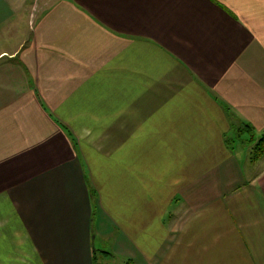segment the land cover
I'll return each mask as SVG.
<instances>
[{
    "label": "crops",
    "instance_id": "0c3cea01",
    "mask_svg": "<svg viewBox=\"0 0 264 264\" xmlns=\"http://www.w3.org/2000/svg\"><path fill=\"white\" fill-rule=\"evenodd\" d=\"M246 123L264 0H0V264H264Z\"/></svg>",
    "mask_w": 264,
    "mask_h": 264
},
{
    "label": "rangeland",
    "instance_id": "374dc122",
    "mask_svg": "<svg viewBox=\"0 0 264 264\" xmlns=\"http://www.w3.org/2000/svg\"><path fill=\"white\" fill-rule=\"evenodd\" d=\"M235 132L237 134V130H234L231 133V137L233 139H235V137H234ZM260 134L261 133H256L254 137H257ZM239 136H240V134H239ZM250 142H251V137L249 136V134H243V136L241 135L240 138L236 137V139L234 141H229V143L231 144V148L234 145L235 146L234 148L236 149L235 151L239 154L237 172H235V173H237V174L242 173L241 176H244L245 178H247V177L249 178V176H251L252 174L255 175V173H258L264 167V164H261V162L264 160V156H262L263 158L261 157L262 159L259 158L258 160H255V161L251 160L250 145H252V144H249ZM223 176H225V178L223 179L224 184H225V182H228L230 184L234 180V177H232L233 175H229V173L223 174ZM253 181H254L255 191H252L249 193L246 192L248 199H249V203H250V206L254 207V206L258 205L262 209V206H264V172L261 174V176H259L258 178H256ZM193 183H194V181H193ZM193 183H191V184L193 185ZM257 193H258V195H257ZM252 195H254V201L252 200V197H251ZM162 197H163V199H165V196H162ZM213 198H215V197H212V198L211 197H205V199H206L205 208L207 207L208 203L209 204L211 203ZM217 198H219V197L216 196V199ZM94 200H95V198H94ZM239 201H240V199H239ZM239 201H237V203H244V202H239ZM201 207H203V205H201V204L197 205L195 210L198 211ZM201 209H203V208H201ZM192 210H194V208L189 209V212H188V210H186L182 214L183 219L186 218L188 215H190V217H191L193 215V212H191ZM98 242L100 243L99 237H97L96 241H95V246L98 248L93 247L92 253H91L92 259L94 260V263L96 262V260H99L98 258L101 259L103 254H106V253L111 254L110 251L105 250L104 248L99 246Z\"/></svg>",
    "mask_w": 264,
    "mask_h": 264
},
{
    "label": "trees",
    "instance_id": "16d2710c",
    "mask_svg": "<svg viewBox=\"0 0 264 264\" xmlns=\"http://www.w3.org/2000/svg\"><path fill=\"white\" fill-rule=\"evenodd\" d=\"M243 134H249V136L251 137V142L249 144L250 145V153H251V160L255 161L258 160L259 158H261L262 156H264V131L258 135L257 137L255 136V131L253 129V127L249 124H244L243 127L239 130H237V134L235 132L234 137L236 139L240 138V136ZM235 139L231 138V140L229 141H234Z\"/></svg>",
    "mask_w": 264,
    "mask_h": 264
}]
</instances>
